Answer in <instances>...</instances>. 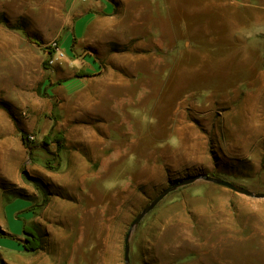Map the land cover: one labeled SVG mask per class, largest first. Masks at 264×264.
Instances as JSON below:
<instances>
[{
  "label": "rangeland",
  "instance_id": "obj_1",
  "mask_svg": "<svg viewBox=\"0 0 264 264\" xmlns=\"http://www.w3.org/2000/svg\"><path fill=\"white\" fill-rule=\"evenodd\" d=\"M84 5V0L0 3V63L5 68L0 72L7 74V86L17 87L0 92V120L4 115L13 131L10 135L1 130L0 140L21 137V130L34 144L30 150L10 142V152L22 155L13 174L20 182L10 183L0 173V264H124V237L136 215L164 189L199 174L264 193V22L233 29L230 54L223 50L231 21H226L224 35L217 29L191 35L166 30L168 47L181 46L183 53H163L151 39L149 53L138 61L155 65L140 70L145 76L138 83L145 85L127 86L126 76L136 77L120 70L124 84L117 88L124 95L144 88L148 96L142 102L120 101L112 109L110 102L94 100L100 79L109 73L96 63L131 45L110 42L109 50L101 53L78 43L69 30ZM168 10L162 14L163 31L182 27L181 14L173 19L175 11ZM193 27L188 16L184 29ZM54 41L62 58L50 48ZM258 43L261 52L251 53ZM175 56L183 58V69L176 71L180 79L165 85L169 60ZM165 61L167 69H156ZM238 63L258 66V77L246 71L239 75L244 84L224 85L226 68ZM247 81L254 84L245 85ZM91 110L103 112V122H110L113 112L114 131H91V117L70 122L71 111ZM138 113L150 117L149 140L145 135L133 141L142 135L126 133L129 123L138 122ZM167 114L182 116L193 127L171 135L160 125ZM58 134L63 135L61 148L53 142ZM111 144L119 151L112 165L105 162ZM72 178L77 180L72 193L80 190L81 197L61 186ZM5 203L10 204L6 209ZM22 204L29 208L23 211ZM24 221L40 237L36 251L23 250ZM129 264H264V198L204 180L180 185L134 227Z\"/></svg>",
  "mask_w": 264,
  "mask_h": 264
},
{
  "label": "crops",
  "instance_id": "obj_2",
  "mask_svg": "<svg viewBox=\"0 0 264 264\" xmlns=\"http://www.w3.org/2000/svg\"><path fill=\"white\" fill-rule=\"evenodd\" d=\"M1 1L6 2V0H0V3ZM20 3L23 4L24 2ZM84 3V7L81 9L78 8V10L82 11H79L80 13L73 22L72 29L69 30L72 34H74V38L78 43H83L85 46H95L94 48H98L101 53H103L104 50H109L108 43L110 42L119 44L130 43L131 45L126 49V51H111V54L107 57L106 62L102 64L96 63L97 67H103L109 71V73L106 77L100 79V87L95 91L94 100L100 102H110L112 104V109L117 108L118 102L120 101L142 102L148 96L144 88L139 93L126 95L119 94L117 92V88L124 84L123 77L125 76L119 73L120 70H126L129 72L128 75L130 77H136V79H129L126 76L127 86H137L139 84L145 85L144 83H138V80H140V78L143 80V77L145 76L139 72L141 69H155V65L152 67L149 63L146 65H138V61L144 59L145 55L149 53L151 39H153L156 43L155 45L157 48H162L163 53H173L176 55H181L183 53V48L181 46L174 45L168 47L165 38L166 30L171 29L176 35L183 32H190L189 35H191L192 32H197L199 30H206L207 32H210L217 29L222 32V35H224V27H226L225 24L231 21L232 24L229 25L231 26V29L228 30L224 37L228 40V42L225 43L226 46L223 50V53L230 54L231 51H227V49L229 48V39L234 37L232 34L233 29L236 31V29H240L241 27H244V25L248 26L250 23L260 24L264 22V0H84ZM191 3H193L192 7ZM171 8L175 11V15L174 12H171L174 15L171 18L174 19V17L176 18L179 13L181 14V21H183L182 27L171 26V28H164L163 31L160 26L163 18V10L164 12L165 10L169 12L168 9ZM76 10L77 9H75V11ZM251 11L257 12L254 14L255 16L250 14ZM229 14L231 16H229ZM188 16L191 17L194 27L187 31L184 29V23L186 22ZM228 16L230 19H228ZM201 20H203L202 22H205L206 24L201 23ZM213 20L218 21L217 25H213ZM202 37H205V35L203 34ZM261 45V43H258V49L256 48L255 51L251 53H260V50H262ZM242 50H244L243 53L247 54L246 47L242 48ZM3 64L4 63H0V70L5 69ZM183 65L182 56H175V61L172 62L169 60L170 72L166 73L164 77L165 85L167 83H175L177 79H180V76H177L176 71L183 69ZM167 68L168 66L166 61L158 64L156 67V69L159 70H165ZM226 70L227 73H224L222 76L224 77L223 79H227V81H224V85L234 86L244 84L241 83L239 75L246 71H252L254 77H258V66L256 67L255 65L253 67H243L241 63H238V65L235 64L232 67L229 65ZM6 77L7 74L5 72H0V78L2 79L0 80V92L10 93L11 91H16V85L7 86L3 81ZM243 79L246 80L244 77ZM253 84L254 83L247 81L245 85ZM255 84L258 85V83ZM238 109H245V107L239 105ZM71 113V115L68 113V117H70V122L72 123L76 118H94V125H91V131H95L94 128H96L101 133L110 134L114 131V126H117V123L112 120L113 116H115L113 112L111 113L110 122H103L101 118H107V116L103 112L99 111L91 110L89 112H85L84 114L71 111ZM1 117L0 132L2 130L4 134L10 133V135H12L13 131L11 127L8 126L5 116L1 114ZM136 118L138 122H136L135 119L133 123H129L126 127V133L132 135H142V137L138 138L132 137L133 141H139L141 138L144 139L145 135L149 140L151 132L150 117L145 116L144 113H138ZM146 119L148 121H146ZM193 124L194 123L192 121H188L184 119V117L182 118V116L177 117L171 116L170 114H167L162 121H160V125L163 126L166 132L171 135L181 133L183 128H192ZM77 130L80 131L82 129L77 128ZM12 140L15 143L19 142L22 146L23 142L21 137H15L14 135L9 137L6 136L4 140H0V147L2 148V152H0V173L5 175V179L8 180V182L16 184L20 182V178L13 174L18 170L22 163V155L10 152V142ZM110 148V155H107L105 162L112 165L118 162L119 151L117 147L113 148L112 144ZM74 152L75 153H72V155L75 156L73 161H75L76 157L78 159V153L76 151ZM131 164H136V162ZM142 164H145L144 158H142ZM74 172H76V170H74ZM74 182H77L75 178L67 179L61 183V186L64 187V190H66L67 193L71 194L75 191L71 188L72 185L76 184ZM82 182L83 185L86 183V180ZM83 188L85 189L86 185ZM72 194L77 197L82 196L80 190L77 194ZM8 205L10 204L5 203L4 209H6ZM23 207L25 208L23 211L29 208L27 205L22 204L20 208ZM14 211L17 212L18 210ZM14 211L10 212V217H12ZM7 214H9V211H6V215ZM27 222L24 221V224L28 225ZM22 234L24 236L22 238L25 239V234Z\"/></svg>",
  "mask_w": 264,
  "mask_h": 264
},
{
  "label": "water",
  "instance_id": "obj_3",
  "mask_svg": "<svg viewBox=\"0 0 264 264\" xmlns=\"http://www.w3.org/2000/svg\"><path fill=\"white\" fill-rule=\"evenodd\" d=\"M197 180L208 181V182L226 187L232 191H235V192H238V193H241L244 195H248L250 197L264 198V193H254L245 187L236 185V184L229 182V181H226V180H222V179L210 176L206 173L199 174V175L193 176L189 180L176 183V184L164 189L161 193H159L148 205H146L142 209V211L138 215H136V217L130 223L129 228L127 229V232H126L125 237H124V264H129V239H130V236L133 232L134 227L141 221V219L144 217V215L146 213H148L150 210H152L158 202H160L169 192L174 190L176 187H178L180 185L189 184V183H192V182L197 181Z\"/></svg>",
  "mask_w": 264,
  "mask_h": 264
},
{
  "label": "trees",
  "instance_id": "obj_4",
  "mask_svg": "<svg viewBox=\"0 0 264 264\" xmlns=\"http://www.w3.org/2000/svg\"><path fill=\"white\" fill-rule=\"evenodd\" d=\"M27 38H28V40L35 41V39L30 37V36H27ZM19 131L21 132V139H22L24 146L26 148L32 150L34 148V144L28 140L27 134H25L21 130H19ZM47 141H49L48 135H46L44 137V142L47 143ZM53 142L56 143L58 148H61L62 143H63V135L58 134L54 138ZM28 178H31V177L28 176ZM23 233L25 234V239H24V242L22 244L23 250L30 252V251H36V250L40 249V247H41L40 237H39L38 233L31 226L24 224L23 225ZM1 235H3V234L0 231V236Z\"/></svg>",
  "mask_w": 264,
  "mask_h": 264
},
{
  "label": "built area",
  "instance_id": "obj_5",
  "mask_svg": "<svg viewBox=\"0 0 264 264\" xmlns=\"http://www.w3.org/2000/svg\"><path fill=\"white\" fill-rule=\"evenodd\" d=\"M50 48L53 49L60 58L63 57V52L60 51V46L55 41L50 44Z\"/></svg>",
  "mask_w": 264,
  "mask_h": 264
}]
</instances>
